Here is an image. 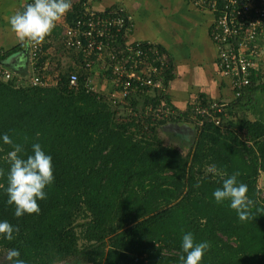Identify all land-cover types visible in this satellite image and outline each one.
<instances>
[{
    "label": "trees",
    "instance_id": "1",
    "mask_svg": "<svg viewBox=\"0 0 264 264\" xmlns=\"http://www.w3.org/2000/svg\"><path fill=\"white\" fill-rule=\"evenodd\" d=\"M86 1L67 13V25ZM191 3L210 12L195 0ZM221 3L214 20L222 15ZM62 24L55 30L58 37ZM131 33H121L122 44L136 46L129 43ZM47 38L34 74L51 77L48 86L0 80V135L21 145L19 155L25 158L32 144L39 143L52 157L55 177L46 188L47 198L38 201L39 215L16 218L0 187V220L16 230L12 241L0 238V264L10 248L19 250L25 264H182L181 241L187 232L196 242L210 245L202 264H264V184H259L264 175V123L241 112L258 87L249 88L232 109L219 114L221 126L207 117L194 119L193 107L202 97L185 112L172 107L166 90L174 79L173 60L157 46L159 56L166 55L165 64L151 53L137 72L143 70L160 88L154 93L151 87L132 90L113 104L108 94L117 88L106 94L87 89L90 73L80 56L69 59L65 68H45L50 59L45 56ZM9 54H0V59L7 60ZM72 74L78 76L76 89L69 85ZM104 76L111 78V72ZM162 104L171 111L158 118L155 111ZM175 124L194 126L185 147L163 140L173 136L166 126ZM11 150L12 145L0 141V185L5 184ZM212 165L217 173L209 170ZM237 173L253 202L245 221L228 202L218 204L212 195L223 179Z\"/></svg>",
    "mask_w": 264,
    "mask_h": 264
},
{
    "label": "built area",
    "instance_id": "2",
    "mask_svg": "<svg viewBox=\"0 0 264 264\" xmlns=\"http://www.w3.org/2000/svg\"><path fill=\"white\" fill-rule=\"evenodd\" d=\"M80 2L81 0H72V4H80ZM220 2L225 6L222 15L216 17L213 22L210 38L218 50V68L224 77L232 81L235 98L239 99L254 83L252 73L258 67L260 40L264 34V0H195L196 4L206 7L214 15L220 10L218 7ZM85 4L82 5L83 9L75 12L77 18L72 25H67L65 22L67 14L63 18L64 47L71 50L76 56H80L87 69H92L96 62L104 63V71L111 72V78H109L111 86L113 89H118L112 93L110 101L113 99V104L124 101L132 90L138 92L141 88L151 87L150 93H154L155 89L160 88V85L144 77L143 70L139 73L137 71L143 58L149 54H155L157 56L155 61L161 62V65L166 61V55L160 57L157 45L152 43H147L146 47H140V43H136V46L121 43V33L125 31V34H128L133 29L131 18L122 8L97 13L87 8ZM43 43L39 46H27L33 65L42 54ZM3 61L0 59V80L3 82L14 81L17 78V82L20 84L48 86L49 80H52L51 77L35 76L34 68L30 72L31 75L22 77L4 65ZM147 67L151 68V65L149 64ZM154 72H157V68H154ZM53 82V84H57L56 81L53 80ZM69 85L73 89L78 88L76 74L70 76ZM86 87L89 91H97L91 78H88ZM143 92L146 93L145 90ZM161 106L155 111V116L158 118L160 114L169 115L171 111L169 106L164 104ZM193 108L194 119L207 117L216 126L222 125L219 114L224 113L227 109L220 103L202 104L201 101L196 102ZM261 196L264 198V191Z\"/></svg>",
    "mask_w": 264,
    "mask_h": 264
},
{
    "label": "crops",
    "instance_id": "3",
    "mask_svg": "<svg viewBox=\"0 0 264 264\" xmlns=\"http://www.w3.org/2000/svg\"><path fill=\"white\" fill-rule=\"evenodd\" d=\"M30 2L31 0H0V54L10 52L8 59H13V63L9 64L10 68L22 75L30 73L35 65L26 53L25 43L11 30L8 18ZM87 4L96 12L123 8L133 23L129 43H153L172 57L174 79L166 94L177 111L185 112L198 97H202L199 100L202 104L220 103L228 110L232 109L235 91L232 81L224 77L217 65L218 50L210 38V27L214 22L211 12L199 9L191 0H87ZM60 24L62 20L45 42V45H49L45 56H59L61 65L65 66L70 60L62 55L64 46L61 35L58 37L55 34ZM260 46L257 76L253 85L258 89L246 98L249 106L241 111L248 119L264 123V34ZM51 62L46 60L45 68L48 66L50 69ZM90 78H95L96 83L102 81L98 87L102 91H97L103 94H106L103 92L105 86L112 87L111 80L98 74L96 68ZM175 125L178 127L177 132L168 131L175 136H184L187 131L190 136L194 134L193 125Z\"/></svg>",
    "mask_w": 264,
    "mask_h": 264
},
{
    "label": "clouds",
    "instance_id": "4",
    "mask_svg": "<svg viewBox=\"0 0 264 264\" xmlns=\"http://www.w3.org/2000/svg\"><path fill=\"white\" fill-rule=\"evenodd\" d=\"M85 5L91 9L87 1ZM74 6L76 5L73 4L72 6V0H31V3H28L21 11L12 14L8 18V23L11 30L26 46H39ZM66 50L72 52L69 49ZM96 66L98 65L94 67ZM94 67L87 69L84 66L86 70L91 72L88 78L92 76ZM0 141L12 145V150L9 152V168L4 178L5 184L0 185L7 196V204L14 206L16 218L24 215H39L38 201L47 198L46 188L50 187L55 179L51 155L43 151L39 143H34L31 146L32 153L25 158L19 155L23 150L22 146L13 144L12 139L7 134L0 135ZM209 170L213 173L218 172L214 165L210 166ZM219 174L222 177L226 175L225 173ZM237 175L238 173L223 179L222 186L215 189L212 195L218 204L228 202V206L235 210L238 218L245 221L250 218V208L253 202L247 195V185L238 182ZM15 231L14 226L7 220H0V238L12 241L15 238ZM209 247L207 241L196 242L191 232L183 234L181 249L184 255L180 257L182 264H202L203 257ZM3 264H25V261L20 258L19 250L10 248L6 251Z\"/></svg>",
    "mask_w": 264,
    "mask_h": 264
},
{
    "label": "rangeland",
    "instance_id": "5",
    "mask_svg": "<svg viewBox=\"0 0 264 264\" xmlns=\"http://www.w3.org/2000/svg\"><path fill=\"white\" fill-rule=\"evenodd\" d=\"M62 22H63V19H62ZM62 49H63V53H62V55H65V56H67L69 59H74L75 58V55L72 53V52H70V51H67L64 47H62ZM51 57V56H50ZM51 60L53 61V62H51ZM51 60L49 59V62H51V65H50V67L52 68V67H54V69H57V68H65V67H67L69 64H66V66H62L61 65V63H60V59H59V62H58V58L57 57H51ZM96 65H98V66H96V67H94V68H96L97 69V72H98V74L99 73H101V75L104 77V78H107V77H105L104 76V70H105V65H104V63H102V64H98V62H96ZM102 71V72H101ZM52 72V71H51ZM56 72V71H55ZM29 73V72H28ZM27 73V74H28ZM106 73V72H105ZM26 74V75H27ZM28 76V75H27ZM26 76V77H27ZM109 79V78H108ZM91 80L93 81V83H95L96 84V88L97 89H99L100 90V88H98L99 87V85L101 84V82L100 83H96L95 82V78L93 79V78H91ZM109 88H111V89H113V87H109V86H105V88H104V90L105 91H103V92H105V93H107L106 91H109ZM100 91H102V90H100ZM108 97H112V93L111 94H108ZM141 108V107H140ZM242 112V111H241ZM122 115V114H121ZM121 121H124V116H122L121 117ZM186 134L184 135V136H175V135H173V136H171L170 137V139H163L164 140V142H165V144H168V145H177L178 147L180 146H187L189 143H188V141H187V139L190 137L191 138V136H190V134H189V132L187 131V132H185ZM186 143H188V144H186ZM187 150H185L184 149V153L186 152ZM259 184L260 185H262V184H264V175H262L261 177H260V181H259Z\"/></svg>",
    "mask_w": 264,
    "mask_h": 264
},
{
    "label": "water",
    "instance_id": "6",
    "mask_svg": "<svg viewBox=\"0 0 264 264\" xmlns=\"http://www.w3.org/2000/svg\"><path fill=\"white\" fill-rule=\"evenodd\" d=\"M26 53H27V55H29V50H28V48H26ZM10 60L11 61H9V59H7V60H4L3 61V63H4V65H6L7 67H10V62L11 63H13V59H12V57L10 58ZM15 60V59H14ZM19 73V72H18ZM20 73H22V72H20ZM24 74V73H23ZM177 128L178 127H176V125H168L165 129L167 130V131H170V132H177L178 130H177ZM189 130V129H188ZM191 131V130H190ZM191 133H192V131H191Z\"/></svg>",
    "mask_w": 264,
    "mask_h": 264
}]
</instances>
